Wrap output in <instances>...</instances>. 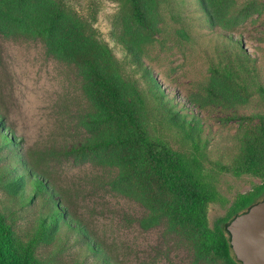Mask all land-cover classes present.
<instances>
[{
	"label": "rangeland",
	"instance_id": "374dc122",
	"mask_svg": "<svg viewBox=\"0 0 264 264\" xmlns=\"http://www.w3.org/2000/svg\"><path fill=\"white\" fill-rule=\"evenodd\" d=\"M144 1L148 27L132 20L123 0H64L67 12L110 51L111 71L122 82H135L153 107L147 78L126 49L130 45L165 92L169 106L180 112L177 122L184 114L193 116L208 158L231 165L247 141L260 138L264 119V92L259 90L264 89V0H229L224 4L228 9L219 11L221 25L203 0ZM89 85L74 62L48 52L30 31L18 29L17 23L0 28V132L18 140L0 147V184L6 177L4 166L16 154L25 172L42 176L66 216L84 227L106 253H90L83 239L59 228L35 246L36 258L42 264H103L102 258L116 264H220L196 257L191 238L165 216H156L158 204L122 182L116 158L126 157V150L72 151L113 132L92 120L91 113L98 109L87 93ZM148 122L153 135L187 150L176 128L162 122L159 114H148ZM18 173L26 186L27 176ZM261 181L252 174L217 173V189L226 203L210 205L209 225H222L235 197ZM40 199L22 206L0 187V211L23 241L41 228L47 206Z\"/></svg>",
	"mask_w": 264,
	"mask_h": 264
},
{
	"label": "trees",
	"instance_id": "16d2710c",
	"mask_svg": "<svg viewBox=\"0 0 264 264\" xmlns=\"http://www.w3.org/2000/svg\"><path fill=\"white\" fill-rule=\"evenodd\" d=\"M203 1L205 6L213 8L209 14L221 25L219 11L223 6L228 9L229 5L224 4L229 0ZM122 4L130 10L131 18L137 25L148 27L144 0H123ZM241 11H246V8ZM14 23H17L18 29L24 28L33 37L41 39L48 52L78 66L81 75L90 82L87 93L98 109L96 113H91L92 120L112 127V133L99 136L81 145L79 150L72 151L97 148L110 152L126 150V157L116 158L122 168V182L142 193L151 204H158L156 216H165L172 227L191 238L196 257L205 261L212 259L220 264H241L231 247L225 226L264 197V119L260 118V138L255 142L247 141L246 147L231 165L212 161L207 155L206 141H201L198 136L202 131L198 121L184 114L177 122L180 112L173 111L169 106L165 92L150 71L142 66L139 54L132 46H126V49L147 78V90L154 101L151 109L135 82L129 80L124 83L116 71H111L114 60L110 51L86 33L78 17L67 12L64 0H0V28L5 25L11 27ZM238 65L245 67L241 63ZM259 90L264 92L263 88ZM214 95L222 100L220 95ZM155 113L161 116L162 122L166 121L176 128L187 150L173 148L164 138L151 133L148 114ZM0 137V147L5 144L11 146L15 141L14 136L10 138L5 132H0ZM4 168L2 172L6 177L0 187L8 196L16 197L22 206L41 198L47 211L41 216L40 230L27 241L16 235L0 211V264H42L34 254L35 246L52 237L59 228H65L83 239L90 253L106 254L84 227L66 216L65 208L58 204V198H55L48 182L33 170L25 172L27 168L19 157L16 158V154ZM20 170L27 176L26 186L20 183L23 175L14 174ZM220 172L236 176L252 174L262 181L253 185L251 190L238 194L223 224L211 227L208 221L210 205L226 203L216 185V175ZM24 189L31 193L30 196ZM102 259L103 264H116L108 258ZM62 264L83 263L73 261Z\"/></svg>",
	"mask_w": 264,
	"mask_h": 264
},
{
	"label": "water",
	"instance_id": "95a60500",
	"mask_svg": "<svg viewBox=\"0 0 264 264\" xmlns=\"http://www.w3.org/2000/svg\"><path fill=\"white\" fill-rule=\"evenodd\" d=\"M241 264H264V197L225 226Z\"/></svg>",
	"mask_w": 264,
	"mask_h": 264
}]
</instances>
